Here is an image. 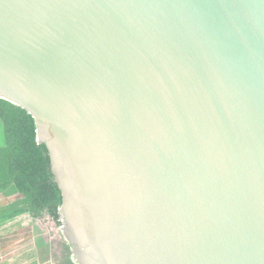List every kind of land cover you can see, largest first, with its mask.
Returning <instances> with one entry per match:
<instances>
[{
    "label": "water",
    "instance_id": "95a60500",
    "mask_svg": "<svg viewBox=\"0 0 264 264\" xmlns=\"http://www.w3.org/2000/svg\"><path fill=\"white\" fill-rule=\"evenodd\" d=\"M0 98L77 264H264V0H0Z\"/></svg>",
    "mask_w": 264,
    "mask_h": 264
},
{
    "label": "trees",
    "instance_id": "16d2710c",
    "mask_svg": "<svg viewBox=\"0 0 264 264\" xmlns=\"http://www.w3.org/2000/svg\"><path fill=\"white\" fill-rule=\"evenodd\" d=\"M0 123V195H16L0 206V225L29 213L33 219L48 216L61 226V191L54 181L47 148L36 140L34 118L25 109L0 98ZM37 239L48 248L41 236ZM59 264H77L66 240L62 242Z\"/></svg>",
    "mask_w": 264,
    "mask_h": 264
},
{
    "label": "rangeland",
    "instance_id": "374dc122",
    "mask_svg": "<svg viewBox=\"0 0 264 264\" xmlns=\"http://www.w3.org/2000/svg\"><path fill=\"white\" fill-rule=\"evenodd\" d=\"M1 133L0 123V143ZM15 198L16 195H0V206ZM37 236H41L44 242L48 243L47 249L41 246L35 251ZM64 240L61 226L48 216L33 219L27 213L21 214L0 225V264H31L34 261L38 262L37 264H59L62 260Z\"/></svg>",
    "mask_w": 264,
    "mask_h": 264
},
{
    "label": "crops",
    "instance_id": "0c3cea01",
    "mask_svg": "<svg viewBox=\"0 0 264 264\" xmlns=\"http://www.w3.org/2000/svg\"><path fill=\"white\" fill-rule=\"evenodd\" d=\"M24 214V213H23ZM26 214V213H25ZM27 215L29 216V213H27ZM6 223V222H5ZM36 239V246H34V248H35V251H37V247H41V245H42V242H39V240L37 239V238H35ZM23 250H27V251H30V249H23ZM1 251V250H0ZM13 252V251H12ZM40 259H42V258H40ZM35 263L34 264H37L38 262H36V261H34Z\"/></svg>",
    "mask_w": 264,
    "mask_h": 264
}]
</instances>
